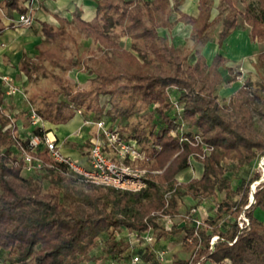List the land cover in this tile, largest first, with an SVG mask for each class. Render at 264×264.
I'll return each instance as SVG.
<instances>
[{"label": "trees", "instance_id": "trees-1", "mask_svg": "<svg viewBox=\"0 0 264 264\" xmlns=\"http://www.w3.org/2000/svg\"><path fill=\"white\" fill-rule=\"evenodd\" d=\"M213 1L200 0L195 16L181 13L180 19L193 26L197 42L204 39L212 24ZM220 4L229 9L219 33L221 43L231 30L241 25L233 0H221ZM169 13V0H102L94 21L83 20L78 10L72 21L62 19L58 29L43 25L45 37L37 47L38 54L33 59L25 57L21 63V69L29 77L45 72V60L59 64L56 56L60 57L58 54L65 48L67 28L74 27L99 45L96 51H90L85 65L95 75L90 84L76 90L62 86L61 93L67 100L44 102L42 107H35L38 113L53 123L67 122L78 109L101 113L102 94L111 96L110 103L117 95L127 94L128 99L153 104L160 115L159 127L154 126L149 132L136 128L129 135L123 130L122 133L137 140L150 157L144 166L156 172L148 174L146 188L132 192L91 183L79 187L72 182L76 180L73 177L45 166L54 190L44 191L41 179L35 176L36 170H24V161L15 148L18 141L24 145L27 141L13 135V129H4L10 119L0 109V261L83 264L97 258L92 251L99 246L100 237L105 239L102 254L122 257L128 244L115 239L114 230L126 227L145 231L151 226L158 237L184 232L183 247L191 255L195 253V257L192 263L191 257H176L173 264L198 261L204 264L206 260L264 264V223L255 216L257 208L264 210V182L258 184L255 202L246 210L250 226L239 233L237 217L249 204V181L234 188L225 165L230 161L241 167L264 156V134L257 128L254 117V110L264 116V82L248 77L229 101L222 103L217 90L224 83L220 67H226L227 59L218 54L208 64L205 56L196 51L189 60L168 37L158 32L160 26L171 27ZM239 13L248 26L251 24V37L264 40V0L248 2L246 10ZM121 36L131 38L130 48L122 44ZM258 60L264 64V52L258 54ZM77 64L71 62V66ZM229 72L234 73L231 68ZM239 74L234 73L232 80ZM175 100L182 111L172 104ZM113 107L107 115L116 125L119 116L124 119L131 113L130 107L124 110L117 103ZM180 120L191 128L185 132L188 138L199 133L213 147L204 158L196 159L202 173L183 182L177 175L190 168L191 155L203 150L201 145L181 141L172 134L173 130L178 131ZM33 131L43 134L39 128ZM38 155L46 164L54 162L47 149ZM255 178L253 183L260 180L259 175ZM167 190L173 191L168 203ZM217 192H224L225 197L218 205L217 216L206 219L200 229L202 245L197 250L199 240L188 241L193 233L190 223L168 232L159 222L162 213L179 212L183 197L200 201ZM238 193L240 196L235 199ZM229 214L235 217L231 226L219 229L218 220ZM216 234L231 243L220 241L211 253V238ZM153 255V251L145 252V261ZM202 257L205 259L201 260Z\"/></svg>", "mask_w": 264, "mask_h": 264}, {"label": "crops", "instance_id": "crops-1", "mask_svg": "<svg viewBox=\"0 0 264 264\" xmlns=\"http://www.w3.org/2000/svg\"><path fill=\"white\" fill-rule=\"evenodd\" d=\"M101 1L0 0V109L3 115L10 119L9 124L13 123V135L25 139L29 132L33 130V127L28 125L25 115L27 110L26 104L19 95L7 94V87L3 77L11 79L16 85H25L28 76L21 69V63L25 57L33 59L38 54L37 47L45 37L43 25L48 24L53 29H58L62 24V19L72 21L78 10L81 12V18L83 20L94 21L97 16L98 4ZM199 2L200 0H169V21L172 25L171 27H158L159 34L168 37L177 48L186 45L190 41L189 38L192 35L193 26L180 19L181 13L191 16L197 15ZM216 2L217 0H215ZM213 9L210 20H213L218 14V10ZM23 13L32 16L33 23L31 25H24L18 21L20 14ZM120 41L126 48L131 47L132 40L130 37L121 36ZM98 45L99 43H97V47ZM259 50L260 42L251 37L250 28L241 25L239 28L231 30L222 44L219 42L218 36H206L200 43L199 49H194L192 53L195 54L196 51L202 53L208 64H212L215 56L218 54L227 59L226 67H220L224 77V83L220 87V91L222 94H226L227 89H232L233 91L230 93L232 95L242 84L239 83L237 78L232 80L234 75H231L233 73L229 72V68L234 73H240L237 76L238 78H248V75L255 70L254 56L257 55ZM83 75L81 74V78H83ZM107 100L106 98L104 108L107 107L108 111L111 103L107 102ZM88 115L79 112L74 113L73 117L65 123L45 121L47 130L52 131L58 138L61 151L82 162L87 160L89 150H80L72 145L75 144L74 142L83 143L86 140L85 136L82 137V130L86 127H82V125L84 118ZM106 116L112 121L110 116ZM196 169L199 174L202 173V167H196ZM191 174L192 172L185 177L190 179L193 177ZM185 198L188 200L187 203H198L191 196H185ZM201 202L203 201L200 200L199 203ZM185 208L186 205H182L180 211H185ZM97 251H103V249H94L92 253L97 258L87 261V264H99L101 254H98ZM207 264L214 263L208 260Z\"/></svg>", "mask_w": 264, "mask_h": 264}, {"label": "built area", "instance_id": "built-area-1", "mask_svg": "<svg viewBox=\"0 0 264 264\" xmlns=\"http://www.w3.org/2000/svg\"><path fill=\"white\" fill-rule=\"evenodd\" d=\"M20 23L24 25H31L33 18L27 13L20 14ZM7 87V94L15 95L21 89L14 84L11 79L3 77ZM178 111H182V107L177 100L174 101ZM77 112H82L78 109ZM30 123L33 129L39 128L43 131L42 135L31 130L25 139L27 144L24 145L18 141L15 145L17 152L20 153L24 161L25 171L41 170L45 166H49L57 170L64 176H71L76 180L84 183H91L94 185L112 186L115 188L128 190L132 192H139L147 187V177L151 171L144 166L150 157L147 152L141 147L137 140L133 137H126L122 133L121 128L109 120L107 115V107L103 112H96L94 116L88 115L84 118L82 127H96L97 133L91 137V147L88 151L87 160L82 162L74 159L71 156L64 154L60 149L59 140L56 135L44 128L45 121L38 113L36 108L30 107L28 111ZM13 123L5 126L4 129L13 128ZM189 131L186 123L180 120L178 131L173 130L174 136H179L180 140H189L194 145H201L203 152H196L189 158L191 168H193L194 161L197 158H204L213 147L203 141L199 133H194L193 138L190 139L185 135ZM47 149L49 156L54 162L46 164L44 160L38 155L39 151ZM264 158V156H263ZM259 184V183H257ZM252 191V189H251ZM172 190H167L165 199L167 203L172 195ZM255 190L252 191L249 204L239 213L237 221L239 224V233L244 229L249 228L250 218L247 215V208L255 202ZM253 198V199H252ZM205 199H202L204 201ZM197 205V206H196ZM200 206L198 204L192 205L185 211H180L177 214L162 213L159 217L161 225L165 231H171L175 226L180 228L190 223L193 233L188 238L192 241L193 238L199 240L196 250L202 245V238L200 229L204 227L205 220L200 214ZM229 217V215H227ZM110 236V234H106ZM113 236L117 240L125 241L128 246L126 254L119 257H106L102 264H173V260L168 258V249L159 250L157 248L159 238L153 227H149L145 231L129 230L126 227L115 229ZM220 241L229 242L220 234L213 235L210 243V251L213 253L216 249V244ZM99 245H103L105 239L100 237ZM101 248L96 247L94 249ZM93 249V250H94ZM153 251V258L145 261L144 253ZM102 251H100V254ZM99 254V253H98ZM195 257V253L191 256V263ZM205 259L202 257L201 260ZM0 264H20L17 261H0ZM195 264H200V261ZM214 264H230L228 261H222Z\"/></svg>", "mask_w": 264, "mask_h": 264}, {"label": "rangeland", "instance_id": "rangeland-1", "mask_svg": "<svg viewBox=\"0 0 264 264\" xmlns=\"http://www.w3.org/2000/svg\"><path fill=\"white\" fill-rule=\"evenodd\" d=\"M253 0H233V6L237 9L236 17L238 19V23L240 25L248 26L247 22L244 20V18L240 15L239 12H244L246 10L248 2ZM221 0H217L215 3V0L213 1V10H218V14L214 17L212 21L211 26L208 28L206 36H218L220 31L223 29L224 25V19L226 15L228 14V8L225 7V5L220 4ZM223 10V13L220 14V11ZM249 28L251 27L248 26ZM239 28V27H238ZM67 38L64 41V49L60 52V57L56 56L59 60V64L54 65L49 60L44 61V67L45 72L42 70L37 75L28 76L26 78L25 85H17L21 91L23 92L16 93L15 95H19V97L23 100V102L26 104L27 110L25 112L28 125L30 126V117L28 114V111L30 107L35 108L36 106L42 107L44 105V102H51V101H66L67 97L61 93L62 86H66L67 88L76 90L78 88H85L90 84V80L95 75L90 72V69L86 68L87 60L90 56V51H96L97 50V43L94 42L93 39L86 38L84 34L79 33L74 27L67 28ZM190 41L186 43V45H183L182 47H178L179 51H181L183 54L188 56V59L191 60L192 58V51L194 49H199L200 43L202 41L197 42L193 34L189 38ZM224 41V40H223ZM222 41V42H223ZM259 41V40H258ZM221 42V44H222ZM260 42V50L258 51L257 55L254 56V67L255 70L251 72L248 77L252 81H262L264 82V64H260L258 61V54L261 52H264V40L259 41ZM71 62L78 63L77 65L71 66ZM240 68V66H239ZM238 68V69H239ZM238 73V72H237ZM81 74L83 75V78H81ZM231 75H234L231 74ZM237 80H239L240 84H243L245 81L244 77H237ZM222 86V85H221ZM220 86V87H221ZM218 88L217 94L219 96V99L222 101V103H227L229 101V98L231 96L230 93H232V89H227L226 94L221 93V88ZM228 87V86H227ZM179 94V93H178ZM106 98L108 99L107 102H111V96L102 94L100 96V105L101 107H105L104 103L106 101ZM172 100V99H171ZM117 103L118 106L124 110L127 108H131V113L127 115L124 119L123 116H119L118 120L120 121L117 125L123 130L126 135H129L134 129H143L147 132H149L152 127H156L158 116H160L153 104H146L142 101L138 100H131L127 98V94H119L117 95L114 102L110 104V108L113 107V104ZM174 104V103H172ZM173 107V105H172ZM174 108V107H173ZM172 108V109H173ZM108 109V110H109ZM114 110V107L112 108ZM175 109V108H174ZM82 112L85 115H91L94 116L96 112L86 111L81 109ZM174 112V111H173ZM24 113V112H23ZM75 113H78L77 111ZM175 113V112H174ZM173 113V114H174ZM254 117L256 121V126L264 134V116L259 113L258 110H254ZM159 127V125H157ZM46 128V123L44 126ZM83 129V128H82ZM81 129V130H82ZM157 129V128H156ZM191 129L190 127L188 128ZM97 133L96 127H86L82 130V137L85 136L86 140L83 143L74 142L75 144L72 146H75L79 148L80 150L88 151L91 147V137L95 136ZM148 146H152V143L147 144ZM264 159L263 156H260L258 159L253 161L251 164L245 165V166H238L235 162L228 161L226 165L227 174L231 176L232 178V184L235 188L239 183H244L249 181V200L251 197V189L256 191V188L258 186L257 183L264 182ZM197 168L201 167V164L194 161L193 168L186 169L182 172H180L177 175V178L179 181H188L189 178L185 177L186 175L191 174V176L196 177L199 176V172H197ZM149 168V167H148ZM259 175L260 180L256 181V176ZM35 176L39 177L41 179V183L43 186L44 191H52L54 190V187L52 185V179L50 177V174L47 170L44 168L41 170L35 171ZM253 179V180H252ZM72 182L79 186V187H85V183L79 180H72ZM255 195V194H254ZM240 194H236L235 199L239 198ZM225 193L224 192H217L215 195L210 196L206 198L203 202L199 203H187L188 200H186L185 197L180 199V207L183 205H186V210L195 204H198L200 206V216L203 219H212L217 216V209L219 203L224 199ZM197 206V205H196ZM255 216L264 223V210L261 208H257L255 210ZM234 216H231L229 214V217L226 215L223 216V218L219 219L217 222L218 228L222 230H226L231 226L232 220L234 219ZM161 223V221L159 220ZM184 232L179 233H165L163 236L158 237L159 242L157 245V248L159 250L162 249H168V255L167 257L174 260L176 257H191V253L184 249L183 247V240H184ZM103 245H99L102 249ZM97 253H100V251H97ZM127 252H125L126 254ZM124 255V254H123ZM101 259L99 261V264H102V261L106 258V255L104 253L100 255ZM208 260L204 262V264H207ZM83 264H87V261Z\"/></svg>", "mask_w": 264, "mask_h": 264}, {"label": "bare ground", "instance_id": "bare-ground-1", "mask_svg": "<svg viewBox=\"0 0 264 264\" xmlns=\"http://www.w3.org/2000/svg\"><path fill=\"white\" fill-rule=\"evenodd\" d=\"M63 132V131H62ZM264 159V158H263ZM264 164V163H263ZM253 191V190H252ZM253 199V198H252Z\"/></svg>", "mask_w": 264, "mask_h": 264}]
</instances>
